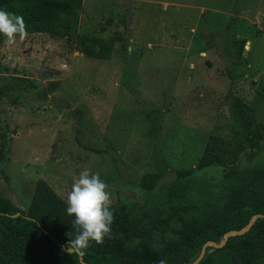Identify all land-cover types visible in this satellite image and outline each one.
Segmentation results:
<instances>
[{"label":"rangeland","instance_id":"1","mask_svg":"<svg viewBox=\"0 0 264 264\" xmlns=\"http://www.w3.org/2000/svg\"><path fill=\"white\" fill-rule=\"evenodd\" d=\"M208 27L218 47L206 42ZM82 35L123 41L110 59L91 58ZM232 40L241 60L229 73L222 47ZM0 66L39 91L0 95V196L24 210L39 178L66 201L87 169L110 205L137 199L161 210L178 201L167 196L175 172L195 169L208 145L241 169L264 163V0H83L75 35L4 39ZM147 172L163 175L155 191L139 187ZM220 189L177 183L185 202L213 204Z\"/></svg>","mask_w":264,"mask_h":264},{"label":"trees","instance_id":"2","mask_svg":"<svg viewBox=\"0 0 264 264\" xmlns=\"http://www.w3.org/2000/svg\"><path fill=\"white\" fill-rule=\"evenodd\" d=\"M82 2L0 0V9L22 18L25 35L64 38L77 33ZM204 34L209 45L218 47L217 31L208 27ZM4 39L0 37V42ZM118 41L123 38L82 35L79 45L88 57L110 59ZM236 43L225 41L222 47L231 60L229 73L241 60ZM0 72V95L10 89L38 91L33 80L8 74L7 67L0 66ZM49 87L53 91L57 84ZM215 148L207 146L195 169L175 172L167 196L177 197L176 203L161 210L154 201L137 199L131 204L109 205L113 213L110 236L100 245L93 242L83 257L64 251L75 235L72 217L65 213V199L45 179L36 181L27 210L0 196V264H191L206 243H221L227 232L246 229L250 222L245 232L229 236L222 248L207 245L198 264L226 249L230 250L228 264H264V163L241 169L234 159L219 156ZM162 177L160 172H147L139 187L143 192L155 191ZM198 178L221 187L213 204L182 201L177 183L183 186Z\"/></svg>","mask_w":264,"mask_h":264},{"label":"clouds","instance_id":"3","mask_svg":"<svg viewBox=\"0 0 264 264\" xmlns=\"http://www.w3.org/2000/svg\"><path fill=\"white\" fill-rule=\"evenodd\" d=\"M25 27L18 15L0 9V37L8 44L23 38ZM106 184L95 173L85 169L73 179L66 196L65 213L72 217L75 235L70 237L64 251L83 257L94 242L100 245L110 236L113 213Z\"/></svg>","mask_w":264,"mask_h":264},{"label":"water","instance_id":"4","mask_svg":"<svg viewBox=\"0 0 264 264\" xmlns=\"http://www.w3.org/2000/svg\"><path fill=\"white\" fill-rule=\"evenodd\" d=\"M251 225H252V222H250L249 226H248L246 229H243V230H241V231H230V232H227V233L225 234L224 239L221 241V243H215V242H208V243H206V244L204 245V247H203V249H202V252H201V254L199 255V257L196 259V261H194V262L191 263V264H198V263L202 260L204 254H205V249H206V246H207V245H213V246H215V247H217V248H222V247L224 246V244L226 243V241H227V239H228L229 236H231V235H235V234H238V233H239V234H240V233H243V232H245V231H246Z\"/></svg>","mask_w":264,"mask_h":264},{"label":"crops","instance_id":"5","mask_svg":"<svg viewBox=\"0 0 264 264\" xmlns=\"http://www.w3.org/2000/svg\"><path fill=\"white\" fill-rule=\"evenodd\" d=\"M229 256H230V254H229ZM228 261H229V257H228V259L226 260L225 264H228Z\"/></svg>","mask_w":264,"mask_h":264}]
</instances>
